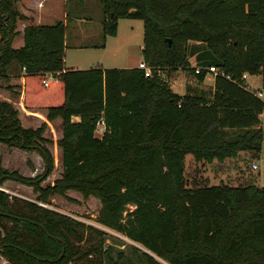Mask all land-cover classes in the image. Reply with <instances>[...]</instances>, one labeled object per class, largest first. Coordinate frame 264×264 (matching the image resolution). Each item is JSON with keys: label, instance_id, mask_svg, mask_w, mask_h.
<instances>
[{"label": "trees", "instance_id": "obj_1", "mask_svg": "<svg viewBox=\"0 0 264 264\" xmlns=\"http://www.w3.org/2000/svg\"><path fill=\"white\" fill-rule=\"evenodd\" d=\"M101 2L105 35H117L120 18L143 20L151 76L138 67L66 70L68 23L50 15L37 22L21 0H0V81L25 71V107L48 111L40 126L25 127L15 104L0 101V141L45 162L36 176L0 166V186L11 179L38 193L32 200L0 188V261L120 264L127 253L115 258L104 230L45 205L73 190L100 199L99 223L150 251L131 245L140 264H264L259 175L239 165L243 182L211 186L185 175L189 153L222 166L262 149L264 99L245 77L260 74L264 87V0ZM211 66L218 72L209 96L181 95L162 75L192 68L203 82ZM59 117L63 136L54 141L45 132ZM49 143L62 148L63 171L42 185L55 168Z\"/></svg>", "mask_w": 264, "mask_h": 264}, {"label": "rangeland", "instance_id": "obj_2", "mask_svg": "<svg viewBox=\"0 0 264 264\" xmlns=\"http://www.w3.org/2000/svg\"><path fill=\"white\" fill-rule=\"evenodd\" d=\"M60 1L58 6H56V18L57 20H65L66 23H68L67 32L69 39L67 40L68 44L65 49V64L68 68L77 67L79 69H87L100 66H106L108 68H126L138 65L140 61L143 60V20L120 18L118 20L117 35H105L102 26L105 11L101 0H84V2L63 0L61 3ZM29 6L31 8L34 7L33 3ZM66 14L70 15L68 20ZM82 28L89 31V37H82L79 33ZM192 42L193 41H190L189 44ZM199 46L202 47V45ZM191 61L192 64H195V57H192ZM176 70H179V73L181 74L185 73L190 79L194 80V83L191 84L194 89H200L198 86L199 80L192 71V68H179ZM174 71L175 70L172 68H166L162 70V75L165 78H168V74L175 73ZM215 74L216 73L214 72H209L207 75L211 77ZM260 77L261 76L257 75L253 78L260 79ZM209 79L210 78H208V80ZM195 83H197V85H195ZM5 85L6 84H4V87ZM253 86L257 87L258 84L253 82ZM260 87L264 92V87L262 85ZM211 88L212 87L208 82L204 85L203 91L206 96L210 95ZM176 90L180 94L187 92L184 86H177ZM197 90L196 92H198ZM52 125L53 129L50 126L47 135L56 141L62 135V126L61 123L59 124L58 122H53ZM48 146L52 150L55 158V168L52 174L42 182V185L49 183L53 184V181L60 177L63 171L62 150L60 146L53 143H49ZM244 153L251 154L246 156ZM241 155H243L242 160L241 156H239L235 161L230 160L222 166L218 163L215 165L214 163L213 167V163H208L204 160L198 161L192 153H189L185 159V175L189 177L190 181L197 179L199 184H201L199 186H202V183L211 186L221 184V182H231L235 184L243 182V177H240L238 170L240 166L241 168H245V171L254 172L257 175H264V142L259 153L254 154V152H242ZM253 163L257 164L258 167L256 169L251 167ZM0 166L9 171L17 170L23 175L36 176L43 173L45 162L37 151H26L17 147H11L0 141ZM260 184H264L263 179L260 181ZM189 186L193 185L190 183ZM0 188L13 195H18L27 199L36 200L38 196V193L34 191L33 186L23 184L16 180H6ZM45 205L70 214L104 230L108 237L107 245H114L115 248L112 251V255L117 258L120 249H124L127 253L126 257L123 258L120 264H130L129 258L134 259V264H140V261L134 256L131 246L132 244L147 251L144 246L132 241L122 233L98 222L97 218L102 204L100 199L96 197L85 199L81 193L71 190L67 193V196L54 195L49 203ZM0 264L10 263L0 261ZM106 264L111 263L107 261Z\"/></svg>", "mask_w": 264, "mask_h": 264}, {"label": "crops", "instance_id": "obj_3", "mask_svg": "<svg viewBox=\"0 0 264 264\" xmlns=\"http://www.w3.org/2000/svg\"><path fill=\"white\" fill-rule=\"evenodd\" d=\"M21 1H22L24 13H26L29 16L35 17L37 22L42 20L45 16L50 15V16L56 17V15H57L56 7L54 8V6H57V3H58L57 0H21ZM32 3L34 5V7L31 8L29 5ZM39 4H42V5H39ZM66 17H67V14H66ZM81 22H84V21H81ZM79 33L84 38L89 37V31L87 29L82 28L79 31ZM79 43H80V41H79ZM192 65L194 66V64H192ZM137 66L138 65H134V66H130V67H137ZM65 67H66V70L72 69V68H68L66 66V64H65ZM100 67L108 68L106 66H100ZM73 68H77V67H73ZM174 72L175 73L168 74L167 79L169 80L172 88L176 92H178L176 90L177 86L178 87L184 86L186 88V91H187L186 93L192 92V93L201 94V93H204L203 88L207 82L212 87L210 93H212L214 91L215 75H212L211 77L209 75H207L203 82L199 81L198 86L200 87V89L197 90L191 86V84L194 83L193 79H190V77H188L185 73H182V74L179 73V70H175ZM257 75L261 76L260 74H256V75L247 74L245 77V80L247 82L248 89H250L252 91H257V93L261 90L262 95L260 97L263 99L264 92L260 87L261 85L263 86L262 76L260 77V79H254L253 77L257 76ZM208 78H210V79L208 80ZM253 82L257 83L258 86L254 87ZM24 83H25V71H17L15 73L14 72L11 73L9 81H6L5 79H1V81H0V101L7 100V101L13 102L14 104L18 105V106H16V105L15 106L19 110V117H20L23 125L25 127H35L36 128V127L40 126L46 120L48 111L46 108H27V107H25V105H24V98H25ZM4 84H6L5 87H4ZM195 85H197V83H195ZM196 90L198 92H196ZM186 93L181 94V95H185ZM261 117H262L263 126H264V112L261 114ZM74 120H80V117L75 116ZM53 122H58L59 124L61 123L62 135L59 138V139H61L63 136V120L60 117L49 122L47 129H46L47 133L45 132V136L47 138L53 140V138H51V137H49V135H47L50 126L53 129V125H52ZM105 129H106V125H105L104 121L99 122L97 129L95 131L96 136L101 138L105 132ZM61 150H62V148H61ZM241 154H242V152L240 153L239 156H241V159H242L243 155H241ZM244 154H246V156H247L248 154H251V153H244ZM62 156H63V150H62ZM253 164L251 165V167L253 169H256L253 167ZM239 175H240V177H244V178L248 177V174H246V173L244 174L241 170H239ZM262 179L264 180V175H259L258 177L254 178L253 180L256 184H258L260 186H264V184H260V181H262ZM53 184H54V181H53ZM1 262L9 263L4 257H1Z\"/></svg>", "mask_w": 264, "mask_h": 264}, {"label": "built area", "instance_id": "obj_4", "mask_svg": "<svg viewBox=\"0 0 264 264\" xmlns=\"http://www.w3.org/2000/svg\"><path fill=\"white\" fill-rule=\"evenodd\" d=\"M137 67L140 68V69H143V70L145 71V75H146V76H151L152 73H153V72H152V67H151L150 65H148V64L145 62L144 59H143L142 61H140V63L138 64ZM201 69H202L201 67H197L196 72H200ZM209 71H210V72L217 73V72H218V69H217L215 66H211V67L209 68ZM43 81H44L45 84L48 83V81H47L46 79H44ZM258 95H259V96L262 95L261 90L258 92ZM253 167H254V168H257L258 166H257V164H253Z\"/></svg>", "mask_w": 264, "mask_h": 264}, {"label": "water", "instance_id": "obj_5", "mask_svg": "<svg viewBox=\"0 0 264 264\" xmlns=\"http://www.w3.org/2000/svg\"><path fill=\"white\" fill-rule=\"evenodd\" d=\"M172 43V40L171 39H169V44H171ZM263 129H264V126H263ZM213 165V167H214V163L212 164ZM148 252H150L149 250H147Z\"/></svg>", "mask_w": 264, "mask_h": 264}]
</instances>
